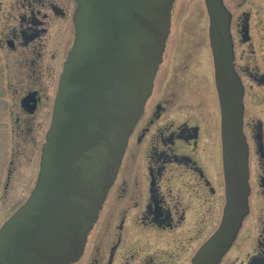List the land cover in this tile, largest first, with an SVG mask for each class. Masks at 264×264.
<instances>
[{"label":"flooded vegetation","instance_id":"obj_1","mask_svg":"<svg viewBox=\"0 0 264 264\" xmlns=\"http://www.w3.org/2000/svg\"><path fill=\"white\" fill-rule=\"evenodd\" d=\"M221 1L229 13L232 64L243 89L249 191L247 213L217 264H264V127L246 107L264 86V0ZM76 6L77 0H0L6 186L15 160L33 159L39 170L59 77L73 44ZM176 8L173 3L171 16ZM172 24L150 93L129 130L81 254L69 264H194L198 249L219 225L225 180L213 59L210 76L192 70L202 34L177 42ZM206 26L211 53L208 14Z\"/></svg>","mask_w":264,"mask_h":264},{"label":"water","instance_id":"obj_2","mask_svg":"<svg viewBox=\"0 0 264 264\" xmlns=\"http://www.w3.org/2000/svg\"><path fill=\"white\" fill-rule=\"evenodd\" d=\"M173 0H77L36 183L0 226V264H69L81 254L126 138L142 111L169 31ZM220 111L225 201L194 264H217L247 213L242 85L229 13L204 0Z\"/></svg>","mask_w":264,"mask_h":264},{"label":"rangeland","instance_id":"obj_3","mask_svg":"<svg viewBox=\"0 0 264 264\" xmlns=\"http://www.w3.org/2000/svg\"><path fill=\"white\" fill-rule=\"evenodd\" d=\"M173 3L175 8L177 5L172 16L170 15V22L173 23L171 28L173 39L177 42L179 40L184 41L186 39L195 38L197 34L199 36L201 33L203 42L198 46L200 51L195 55L196 60L192 61L191 69L199 73L203 72L202 74L207 72L210 76L209 65L210 62L212 63V56L209 50V45L207 44L206 39L204 40L207 32V14L204 1L174 0ZM239 11L240 9L238 12ZM257 62H263V58H261V60L258 59ZM263 94L264 86L260 87V89L254 94V98H249L246 101V107L252 112L253 119L255 121H260L262 127H264ZM8 144V137L0 135V225L23 203L28 191L27 189L32 185L34 179L33 176L38 170V163H35V161L33 162V159H28L27 161L20 159V163H18V160H15L12 164V172L14 174L11 176V180L6 186L3 183L6 163L4 164L3 162L6 155V146L8 147ZM8 168H10V166ZM73 264H81V262Z\"/></svg>","mask_w":264,"mask_h":264}]
</instances>
